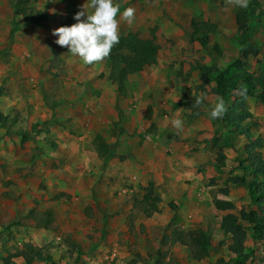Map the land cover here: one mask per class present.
I'll return each mask as SVG.
<instances>
[{
  "label": "rangeland",
  "instance_id": "obj_1",
  "mask_svg": "<svg viewBox=\"0 0 264 264\" xmlns=\"http://www.w3.org/2000/svg\"><path fill=\"white\" fill-rule=\"evenodd\" d=\"M1 2H5V6L1 8L3 13L0 16L7 24L3 25L0 18V37L6 33L5 39L0 41V93L8 97L13 109L22 108L27 115V119L14 124V128L2 124V128L7 129L6 135L17 129L24 131L31 128L34 133L31 140L35 141L37 149L44 150L48 142L56 150L60 147L57 143L61 140L60 132L79 136L77 132L87 130L85 121L92 119V137L98 129L105 132L104 140H114L108 145L110 151H114L110 155L113 160L117 152L121 153V148L116 149L121 124L130 117L123 114L120 107L127 100L128 93L132 94V98L123 107L137 114L135 105L143 101L142 120L147 123V128L138 137L137 147L131 144L130 139H125L127 154H119L118 167L112 160H107L101 179L84 201L87 205L86 219L78 221L82 225L81 237L78 235L74 240L68 232L78 225L77 219L70 217L72 206L63 201L66 197L59 190L61 185L47 172L58 171L57 162L39 149L38 159L26 166L19 163L16 157L4 153L8 143L0 138L1 262L18 254L22 264H194L191 249L178 240L180 233L190 232L192 235L204 233L211 237L212 247H209V257L204 264H239V257L227 248L232 236L221 227L223 218L233 214L247 233V264H264V232L262 235L256 232L247 218L248 212L257 209L259 204L254 201L250 186L233 183L235 178L248 173L242 166L246 141L232 134L234 129L229 131L224 128L221 118L213 120L209 117L210 107L217 98L213 93L215 84H207L204 80L205 76L215 77L217 70L225 69L239 58L245 63L244 71L264 70V0H248L246 11L251 29L247 36L238 26L239 8L230 0H114L121 11L126 7L135 9L131 25L120 20L119 35L132 34L141 40L150 39L160 47L157 63L135 73L131 77L133 81L127 86L130 90L125 93H121L119 86L109 79L110 61L85 65L78 56L71 55L67 46H61L52 50L50 47V58L43 66L36 67L35 61L42 56L37 46L28 49L32 51L31 57H26L25 61L18 57V52L12 51L15 35L21 29L41 24L44 28L40 29L53 33L61 27L68 11H80L87 0ZM23 8L27 9L26 13L22 12ZM31 11L33 21L28 16ZM117 19H120L119 14ZM22 37L25 42L26 35ZM52 37L58 39L53 34ZM33 39L36 40V37ZM248 42L260 47L259 56L242 57ZM234 73H240V70ZM241 95L227 96L223 99L225 107H231ZM200 96L206 98L200 106H195L194 100ZM106 106L117 108V114L108 111ZM242 108L249 115L243 125L251 128L252 139L262 141L259 149L264 152V103L245 97ZM104 113L105 118L111 121L110 129L107 127L110 124L105 127L99 120ZM172 119L182 120L185 127H192L191 130L196 121L203 127L197 129V139L188 141L189 148L185 147L181 154L183 168L170 171L181 174L182 180L188 179L186 183H191L193 175H199L200 179L198 185L195 184L197 178L192 181L194 189L199 190L197 197L188 199L186 194H182L177 203H169V212H174V215L171 220H166L162 211L147 217L140 210V204L155 195L161 198L160 203L164 201L159 187H162L165 171L159 166L175 159V153L169 146L174 141H180L177 131L184 130L174 128ZM19 125L22 126L17 128ZM156 135L164 139L159 141ZM30 151L26 146L20 154L26 156ZM128 156L134 163L125 164ZM135 162H139L145 170ZM195 163L200 166H193ZM30 168L39 172L35 181L27 183L24 175H19ZM92 176L91 181L99 175ZM102 184L108 190V196L106 200L104 196L103 201L99 200L97 193ZM123 190L126 193H122ZM233 191L239 196H235L234 202L229 199ZM5 193H13L19 198ZM110 199L111 206L116 209L111 211L110 208L111 214L104 219L101 228L105 229L106 224L113 233L107 240L101 229L94 233L91 229L86 234L88 228L85 227L91 219H96L99 210L102 213L109 211L107 203ZM219 201L224 204H219ZM28 203L33 209L26 213ZM229 203L233 205L232 209H221ZM161 205L166 207L167 203L164 201ZM51 213L55 218H51ZM180 215L186 221L178 220ZM50 219H55L51 230H56L51 234V241L41 234L38 226L46 225ZM41 238L48 243L45 245Z\"/></svg>",
  "mask_w": 264,
  "mask_h": 264
},
{
  "label": "crops",
  "instance_id": "obj_2",
  "mask_svg": "<svg viewBox=\"0 0 264 264\" xmlns=\"http://www.w3.org/2000/svg\"><path fill=\"white\" fill-rule=\"evenodd\" d=\"M2 1V0H1ZM0 1V14L3 13L2 11V7L5 6V2H1ZM1 20H2V16H0ZM3 25L6 23L7 21H3ZM40 27L44 28L41 24H37L36 27H31V26H27V28H25V30H21L15 35V46L13 47L12 51L13 52H18L19 55L18 57H20L22 59V61H25L26 57L30 58L31 57V52L32 51H28V49L30 47H36V49L38 51H40L42 53V56L37 59L35 61L36 67H41L45 64L46 60L48 58H50L51 56V51H50V47L51 50L53 47L55 48H60L61 46L55 44V39L52 37V32L51 31H44V29H40ZM37 28V29H35ZM40 29V30H39ZM8 30V29H7ZM1 31V30H0ZM25 31V32H22ZM4 35H6V33L4 32L3 35L0 37V41L1 39H5ZM22 35H26V41L23 42V37ZM34 37H36V40L33 39ZM20 47L22 48V50H20ZM34 57L35 54H33ZM132 76H135V73L130 75L128 78V81L126 82L125 85V92H127V90H130L129 86L130 82H132ZM139 79V78H138ZM124 92V93H125ZM131 93H128V98L126 101H123L120 105L123 114L125 115H130L129 119L126 118V122L123 123L122 129H121V133L119 132V138L118 141L116 139L117 142V147L121 148V153L117 152V157L114 158L112 160V156H110L111 154L114 153L113 150L110 151V147L108 145H111L114 143V140L111 139L109 141H106L103 139V136L105 135L104 131H100L98 129H95V133L93 135V137L91 136V125H92V119L90 121H85L86 122V127L87 130L86 132H77L79 134V136H74V135H69V133L67 132H60L59 137L61 138V140H58L57 143L60 144L59 149L57 148L56 150H53L50 147V144L47 142V147H44V150H41V148H39L41 151L47 153L49 155V158L52 159V161H56L57 162V167H59L58 171H54V170H50L47 171L49 173V176L52 177V179H57L56 183L58 185H61V192L64 193V196L66 198H63L65 202L70 203L72 208L70 209L71 211V216L70 217H75L77 219V222L79 220H81L82 222L85 221L86 219V212L85 209H87V205L84 204V201L87 199V197L91 195L92 191L95 184L101 179V174L103 172V169L105 168V164L107 162V160H112V163L118 167L119 165V154H127V152L124 149V145L127 143L125 139H130V142L132 145H137L138 143V137L140 135L143 134L144 129L147 128V123H144L142 120V114H143V101H141L140 104H136L135 108L137 109L136 113H131V109H129L128 111L126 110L125 107H123V105H126L128 102H130L131 100ZM216 98H218L216 95H214ZM225 99V98H223ZM138 101V99H136ZM12 102L8 101V97L6 96H1L0 93V104L2 106H0V113L2 114V116L7 119V126L6 127H11L10 125H12V127L14 128V124H12L13 122H17V124L19 122H24V119H27V115H25V112L22 108L20 109H13ZM166 104V102H165ZM234 105V104H233ZM231 105V106H233ZM108 111H113L114 113L117 114L118 110L117 108H114L113 106H106ZM229 108V107H228ZM227 109V107H226ZM135 112V110L133 111ZM226 112V111H225ZM105 114H103V116H101L99 118L100 121L103 122V124H105V127L110 124L109 129L111 128V121L110 119H106L105 118ZM225 114V113H224ZM223 114V115H224ZM248 114V113H247ZM80 118V117H79ZM93 118V117H92ZM3 121V120H2ZM98 120L96 119V122ZM246 121V120H245ZM243 121V123L245 122ZM4 122V121H3ZM36 122V121H35ZM221 123H224V125H222L224 128H227L229 131L231 129H234V132L232 134H234L237 137L243 138L246 141V145L248 148V145L257 140V139H252V135H251V128L248 131V136L245 134H242L241 132H239L240 130H238L233 124H229L226 122L222 121L221 118ZM2 124L0 122V138L8 143V148H5L4 153H9L10 155L14 156L17 158V160L19 161V163H25L26 166H29V163L32 165L37 159H38V154L39 153V149L37 144L35 143L32 136L34 133L33 129L28 128L25 129L24 131H19V129H17L14 133H10L8 135H6L7 129L2 128ZM194 128L191 130V128H187L185 127L183 124L182 128H184V130H182L181 132L177 131L179 134V139L180 141L177 142H172L169 146V149L172 150L175 155H174V160L173 161H165L164 163H162L159 167L161 169H163L164 172V178H162V187H159V192L162 193L164 201L167 203L166 207H163L161 205V203H158L159 205V212L162 211V214L165 216L166 220H171L174 212H169L168 206L169 203L173 204V203H177L180 199L182 194H186L188 199H195L197 197L198 191H196V189H194L193 187V183L192 181H194L197 178V182L195 183L196 185H198V181H199V175H193L190 177L191 179V183H186V180H182V176L179 173H170L171 170H179L183 168L184 163L181 161L183 152L185 147L188 149L189 146L187 145V142H191L194 141L195 139H197V129L198 128H203L202 125L200 123H198V121H196L194 123ZM22 125H19L17 128H19ZM208 126V125H207ZM208 129V127H207ZM180 130V129H178ZM244 133V132H243ZM182 134V135H180ZM159 139V141H162L164 138L161 136L156 135ZM169 136L166 135L165 138L167 139ZM4 137V138H2ZM202 138H203V134H202ZM201 138V139H202ZM257 138V137H256ZM185 139V141H183ZM170 144V143H169ZM186 144V145H184ZM244 144V145H245ZM29 146V148L31 149L30 153H28L26 156H21L20 152L26 147ZM262 147V141H261V145L257 146L255 148V151H257L258 153H260L262 155V158L264 159V152L263 150H260L259 148ZM168 149V150H169ZM260 150V151H259ZM42 153V152H41ZM248 149L245 148L244 151V156L242 157V166L243 168L246 169V171H248V173L244 172L241 177H245L246 182L245 185L250 186V182L253 181V174L252 172V167L249 166V163L247 161V157H248ZM20 154V155H19ZM42 157H44V155H41ZM203 157L206 158V154H203ZM48 158V157H47ZM2 159L0 158V161ZM160 162V161H159ZM128 163H134L131 159L130 156L127 157L125 164ZM199 163L201 164V161H199ZM199 163H195L193 166H200ZM135 164L140 167L142 170H145L139 162H135ZM159 164V163H158ZM158 164L156 165V168H158ZM2 167V166H1ZM194 171V169H193ZM37 172H39V170H33V169H28L27 171H25L24 174H21L19 176L22 177V175H24L23 179H25V181L27 183H31L32 180L35 181V176L37 174ZM98 174L99 176L97 178H94L91 181V176L93 174ZM126 176H128L125 173ZM117 176V174H116ZM94 177V176H92ZM172 179V180H171ZM260 180H262L260 178ZM91 183V184H90ZM103 186H101V188H99V190L97 189V193H98V197L99 200L104 199L105 196V200L107 195V191L106 190V186L104 184H102ZM113 192V191H112ZM122 193H126V190H123ZM5 195L8 196H13L15 199L19 198L18 196H14L13 193H5ZM235 196H238L236 191L231 192V195L229 197V199H231V201H235ZM239 197V196H238ZM70 201H68V200ZM90 200V199H89ZM88 200V201H89ZM223 200V199H222ZM74 204H73V202ZM21 202V201H19ZM82 203V204H81ZM188 203V202H186ZM112 204V200L110 199L107 203V207H109V211L102 213L99 210V215L96 216V219H91L90 223L88 222V226L85 228H88V231L86 232V234L89 233V231L91 229H93V233L95 230L97 229H101V231H104L105 235H106V240L108 239L109 234L113 233L111 227H108L105 224V229L101 228L103 226V222L104 219L108 217L109 214H111L112 209L114 208V210L116 209L115 206H111ZM114 204L117 205V203L115 202ZM84 205V206H83ZM30 203H28L27 206V212L31 211L32 209ZM111 208V211H110ZM198 210H196V214H195V219L197 216ZM145 214V213H144ZM158 215V212L154 213L152 216L154 215ZM51 218H55L54 213H51ZM49 216V217H50ZM151 216V217H152ZM67 216L65 215V218ZM109 220L111 218H108ZM54 220L55 219H50L49 222L46 223V225H38L39 229H41V234L45 235L46 237L49 238V240L51 241V234L55 233L56 230H51L54 226ZM178 220H181V222L186 221L185 218L183 217V215H180V217H178ZM96 224H94V223ZM53 226V227H52ZM80 229H82V225L79 224L76 227H74V229H70L68 230V232L71 235V238L74 240L77 238V236L79 235L81 237V234H79ZM108 232V234H107ZM38 238V237H37ZM39 239V238H38ZM41 240L43 241V239L41 238ZM79 240V239H78ZM77 240V241H78ZM248 240V239H247ZM247 240L245 242V252L246 250H248L247 247ZM44 244L46 245V241H43ZM180 242V241H179ZM178 243V242H177ZM233 243L232 238L231 241H229V243L227 244V248L229 249V246ZM180 244V243H178ZM212 247V244H211ZM233 253V252H232ZM234 254V253H233ZM18 255V254H17ZM14 255L15 258H11L13 262L19 264L18 262H21V264L23 263L22 260H20L21 258H19L20 256ZM235 255V254H234ZM17 256V258H16ZM237 256V255H235ZM209 256H207L206 258L202 259V260H195L193 258L192 261L194 264H204L206 259H208ZM20 260V261H19ZM1 262V260H0ZM0 264H3V262H1ZM213 264H217L216 262H214Z\"/></svg>",
  "mask_w": 264,
  "mask_h": 264
},
{
  "label": "trees",
  "instance_id": "obj_3",
  "mask_svg": "<svg viewBox=\"0 0 264 264\" xmlns=\"http://www.w3.org/2000/svg\"><path fill=\"white\" fill-rule=\"evenodd\" d=\"M22 12L26 13L27 9L23 8ZM18 13V11H17ZM76 10L68 11L65 20L60 26H71L76 21L74 16ZM28 14V13H27ZM29 20L33 21L32 11L28 14ZM45 18V17H43ZM237 22L239 29L244 36H247L251 27L249 26V17L246 9L239 8L237 12ZM14 32V29H13ZM247 47L242 52L243 58L252 56H259L261 49L253 44L247 43ZM160 47L152 40H141L132 34L119 35V43L111 50L110 55L104 60L110 61L111 71L109 79L119 86L121 93L125 92V85L130 75L141 72L145 67L153 66L157 63L159 57ZM245 63L242 59H237L230 63L225 69L217 70V75L213 78L204 77L207 84L210 82L215 84L213 93L217 97L226 98L235 93L244 94L237 98L234 105L227 108L225 114L222 116V121L233 124L239 132L248 136L249 128L243 125V121L248 118V114L243 110V98L251 97L264 103V70L258 72L244 71ZM240 70V73H234L235 70ZM4 122H3V121ZM0 122L7 126V119L0 113ZM17 124V122H13ZM244 132V133H243ZM261 145L260 139L251 142L248 145L247 161L252 167L253 181L250 182L251 195L259 204L257 209H252L248 212V221L253 224L256 232H264V159L262 155L255 151L257 146ZM260 178L262 180H260ZM235 185H244L245 177L235 178L233 180ZM161 198L155 195L152 199L140 204V210L145 213L147 217L159 212V205ZM219 204H224L219 201ZM217 203V204H218ZM139 205V203H137ZM232 204H227L221 209H232ZM232 237L233 243L229 246L231 252L239 257V264H247L249 255L245 252V242L247 240V233L243 227L238 223V218L233 214H228L223 218L222 226ZM178 240L186 244L192 251L195 260H202L209 254V247L211 246V237L207 234L192 235L190 232L180 233ZM3 264H16L12 259H5ZM155 264H158L157 262ZM162 264V263H161ZM175 264V263H171ZM217 264H223L219 262Z\"/></svg>",
  "mask_w": 264,
  "mask_h": 264
},
{
  "label": "clouds",
  "instance_id": "obj_4",
  "mask_svg": "<svg viewBox=\"0 0 264 264\" xmlns=\"http://www.w3.org/2000/svg\"><path fill=\"white\" fill-rule=\"evenodd\" d=\"M236 7L246 9L248 0H230ZM119 14V20L117 16ZM135 9L126 7L121 11L120 5L114 0H87V3L78 11L71 26H62L53 31L58 37L55 43L67 46L73 56H78L82 63L91 65L107 58L113 47L119 43V22L124 20L131 25L134 21ZM244 94V90H241ZM206 97H196L195 106H200ZM226 111L224 100L218 97L216 103L210 107L208 115L215 120L222 118ZM172 126L181 129L183 122L172 119Z\"/></svg>",
  "mask_w": 264,
  "mask_h": 264
}]
</instances>
